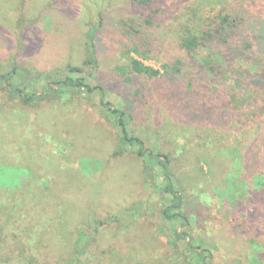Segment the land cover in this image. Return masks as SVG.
I'll return each mask as SVG.
<instances>
[{"label": "rangeland", "instance_id": "obj_1", "mask_svg": "<svg viewBox=\"0 0 264 264\" xmlns=\"http://www.w3.org/2000/svg\"><path fill=\"white\" fill-rule=\"evenodd\" d=\"M132 10L0 0V264H264V202L246 168L264 155L249 136L264 98L234 104L224 134L214 96L142 76L129 86L115 40ZM164 44L145 61L160 72L181 53ZM67 78L85 86H55Z\"/></svg>", "mask_w": 264, "mask_h": 264}, {"label": "trees", "instance_id": "obj_2", "mask_svg": "<svg viewBox=\"0 0 264 264\" xmlns=\"http://www.w3.org/2000/svg\"><path fill=\"white\" fill-rule=\"evenodd\" d=\"M131 1L133 10L128 14L129 22L116 23L121 39L115 40L119 44L117 48L125 49L128 54L132 74L126 81L129 86L139 85L137 79L142 76L153 79L151 89L155 91L165 89L164 93L191 92L201 96L204 92L214 96L217 109L209 115L221 116V127L217 125L216 128L224 134L229 133L225 127H230L236 118L233 116L234 104L258 93L264 98V0L258 3L250 0L231 3L227 0ZM90 37L95 40V36ZM172 39L180 55L164 64V72L147 66V60H160L165 47L162 44ZM94 56L96 52L92 51L89 63L96 61ZM69 72L81 73L82 69L70 66ZM81 82L67 78L55 86H85ZM188 85L193 91L185 89ZM111 111L126 132L123 113L116 109ZM261 116L263 121L259 127L260 117L254 116L257 127L249 136L257 147L264 149V115ZM211 132L218 135L217 129ZM257 156L259 158L246 167L247 180L252 181L264 202V155L258 152ZM167 159L160 164L170 183ZM170 191L176 194L173 185Z\"/></svg>", "mask_w": 264, "mask_h": 264}]
</instances>
